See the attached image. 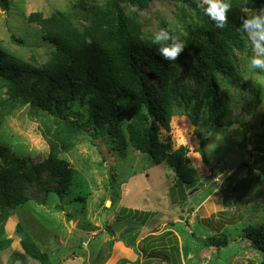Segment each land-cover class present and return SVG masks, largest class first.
<instances>
[{
	"label": "rangeland",
	"instance_id": "1",
	"mask_svg": "<svg viewBox=\"0 0 264 264\" xmlns=\"http://www.w3.org/2000/svg\"><path fill=\"white\" fill-rule=\"evenodd\" d=\"M198 3L147 0L139 7L121 0L118 6L140 24L141 36L152 40L158 29L184 33L198 22ZM92 5L108 6L110 0H10L9 9H0V48L22 63L39 66L51 56L53 46L42 38L40 27L28 21V14L49 16L61 10L82 30L90 24ZM244 38V47L234 51L233 59L240 78L229 83L217 76L227 90L228 98L222 97L228 99L227 110L211 114L206 106L190 118L175 105L170 131L162 130L175 147L189 148L190 162L200 175L193 187L126 141L122 146L117 135L83 133L60 155L73 168L68 194L59 198L49 193L45 205L30 200L15 207L16 222L9 223L12 229L7 233L19 236L15 227L20 223L48 254L49 264H264V250L253 247L243 231L248 225L264 228V71L249 68L253 53L245 34ZM179 71L184 73V68ZM251 86L261 99L255 108ZM0 99V144L25 165L41 162L49 148L40 122L30 117L27 104L7 99L2 84ZM227 120L232 122L226 124ZM233 152L240 153V159L230 175L226 161ZM245 155L250 157L244 160ZM237 185L241 186L234 191ZM29 193L43 197L34 184ZM167 230L171 234L164 237ZM219 232L229 239L225 246L204 245L206 237ZM163 248L170 252L167 261L149 257V251ZM15 258L12 255L9 264ZM1 259L0 254V264Z\"/></svg>",
	"mask_w": 264,
	"mask_h": 264
},
{
	"label": "trees",
	"instance_id": "2",
	"mask_svg": "<svg viewBox=\"0 0 264 264\" xmlns=\"http://www.w3.org/2000/svg\"><path fill=\"white\" fill-rule=\"evenodd\" d=\"M120 1L90 6L91 21L82 30L61 10L49 16L29 13L28 21L36 23L42 38L53 46L51 56L39 66L22 63L0 48V84L5 87L7 99L28 105V113L40 122L41 135L49 148L41 162L25 165L0 144V250L12 242L4 235V225L15 207L30 200L45 205L49 193L59 198L68 194L73 168L60 155L73 147L80 134L117 135L122 146L126 141L153 164L167 165L181 182L193 187L198 181L200 175L190 162L187 145L175 147L169 135L163 137L162 130L167 134L170 131L175 105L190 118L206 106L211 114L219 108L223 113L227 110L228 99H222L228 98L227 90L220 86L217 76L229 83L240 78L233 59L234 51L244 47L241 17L246 9L264 7V0H231L228 25L223 30L217 29L197 6L198 22L189 24L184 33L167 29L186 44L173 62L160 57L158 46L141 36L140 24L119 8ZM130 1L144 7L147 0ZM9 6L10 0H0V9L7 10ZM12 40L22 42L15 37ZM250 89L255 108L261 102L259 91L252 86ZM3 106L0 99V119ZM231 122L227 120L226 124ZM33 184L43 197L29 193ZM15 230L22 254L39 264H49L48 254L39 249L20 223ZM243 231L253 247L264 250L262 226L248 225ZM164 234L166 237L171 232ZM228 240L224 232H219L206 237L204 245L219 248ZM175 247L176 251L177 246L172 249ZM169 253L163 248L149 251L148 255L167 261Z\"/></svg>",
	"mask_w": 264,
	"mask_h": 264
},
{
	"label": "clouds",
	"instance_id": "3",
	"mask_svg": "<svg viewBox=\"0 0 264 264\" xmlns=\"http://www.w3.org/2000/svg\"><path fill=\"white\" fill-rule=\"evenodd\" d=\"M197 6L214 22L217 29L223 30L228 25L231 0H199ZM240 23L253 53L249 58V68L264 71V7L246 9ZM152 42L158 46V55L168 62L177 61L186 48L181 39L164 28L153 34Z\"/></svg>",
	"mask_w": 264,
	"mask_h": 264
},
{
	"label": "crops",
	"instance_id": "4",
	"mask_svg": "<svg viewBox=\"0 0 264 264\" xmlns=\"http://www.w3.org/2000/svg\"><path fill=\"white\" fill-rule=\"evenodd\" d=\"M14 220L16 222V216L13 212L8 217V219L4 225L5 233L7 234V237L12 238V242L8 247L0 250V254L2 256L1 264H9V260L11 259L12 255L17 256V258H15L14 260L19 259L22 262V264H39V261L36 259H31L27 256L24 257L25 255L22 254L23 250H22L20 243H19L20 236H16V235L14 236V234L12 235L9 232L7 233V230L12 229V225L10 226L9 223L14 222ZM7 223H8V227H7ZM1 252H3V253H1ZM14 260H13V262H14ZM148 262H150V260H148Z\"/></svg>",
	"mask_w": 264,
	"mask_h": 264
},
{
	"label": "water",
	"instance_id": "5",
	"mask_svg": "<svg viewBox=\"0 0 264 264\" xmlns=\"http://www.w3.org/2000/svg\"><path fill=\"white\" fill-rule=\"evenodd\" d=\"M249 157H250V155H245L244 156V160L248 159ZM239 159H240V153L233 152V153L230 154V156L228 157V159L226 161L227 168H228L229 171H232L235 168V166H236L237 162L239 161ZM105 214L106 213L103 212V214H102L103 218L105 217ZM13 264H22V262L19 259H16V260H14Z\"/></svg>",
	"mask_w": 264,
	"mask_h": 264
},
{
	"label": "built area",
	"instance_id": "6",
	"mask_svg": "<svg viewBox=\"0 0 264 264\" xmlns=\"http://www.w3.org/2000/svg\"><path fill=\"white\" fill-rule=\"evenodd\" d=\"M215 180H217V178H215Z\"/></svg>",
	"mask_w": 264,
	"mask_h": 264
}]
</instances>
